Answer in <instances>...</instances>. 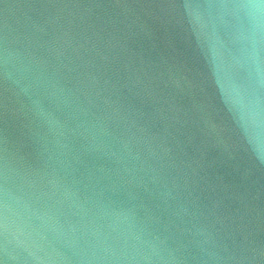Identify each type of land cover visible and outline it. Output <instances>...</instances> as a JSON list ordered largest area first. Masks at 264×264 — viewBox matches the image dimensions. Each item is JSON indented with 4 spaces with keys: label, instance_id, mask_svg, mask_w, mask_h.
Here are the masks:
<instances>
[{
    "label": "water",
    "instance_id": "95a60500",
    "mask_svg": "<svg viewBox=\"0 0 264 264\" xmlns=\"http://www.w3.org/2000/svg\"><path fill=\"white\" fill-rule=\"evenodd\" d=\"M0 264H264V0H0Z\"/></svg>",
    "mask_w": 264,
    "mask_h": 264
}]
</instances>
